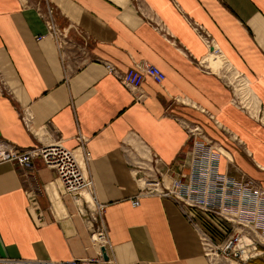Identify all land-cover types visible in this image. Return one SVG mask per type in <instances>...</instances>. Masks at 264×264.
Masks as SVG:
<instances>
[{
  "label": "crops",
  "instance_id": "crops-1",
  "mask_svg": "<svg viewBox=\"0 0 264 264\" xmlns=\"http://www.w3.org/2000/svg\"><path fill=\"white\" fill-rule=\"evenodd\" d=\"M49 12L60 39L47 29ZM105 63L121 72L152 64L165 80L146 77L137 101ZM181 121L201 127L220 173L264 190V0H0V142L72 150L93 182L84 196L104 206L108 240L92 241L94 207L83 203L80 214L41 160L6 162L0 257L209 264L186 213L218 243L230 233L223 219L170 199L131 204L153 156L176 171L191 150ZM249 264H264V254Z\"/></svg>",
  "mask_w": 264,
  "mask_h": 264
},
{
  "label": "built area",
  "instance_id": "built-area-1",
  "mask_svg": "<svg viewBox=\"0 0 264 264\" xmlns=\"http://www.w3.org/2000/svg\"><path fill=\"white\" fill-rule=\"evenodd\" d=\"M50 14L49 12L45 19L47 29L53 37L60 39L62 33L58 31ZM205 42L210 51L215 49L209 38L205 37ZM105 68L137 101L143 98L139 88L146 77L156 84H162L165 80L164 73L148 63L123 72L111 63H105ZM20 119L26 129L30 130L32 117L29 112L21 111ZM180 123L188 134V141L192 143L191 150L185 153V159L176 171L170 166H163L161 160L153 156L149 161L150 170L141 169L146 171V174L138 177L137 181L143 180V186L139 185L138 195L131 204L137 207L143 197L170 199L184 212L191 208L220 217L229 224L230 233L224 241L218 243L185 212L197 234L203 256L209 264H249L264 254V190L258 182L245 174L230 176L220 173V154L217 150L218 153L212 150L201 127L185 121ZM37 159L55 173L65 194L77 203L80 214L84 210L83 203L89 210L90 206L94 207V216L91 217L97 224L92 227L91 239L100 247L106 246L108 240L102 222L104 206L97 204L90 195V200L84 196V193L92 192L93 182L72 150L65 148L59 141L25 150L0 142V163L31 167V163ZM85 160H88V155ZM186 168L187 171L184 170ZM99 260L100 258L42 262L0 257V264H94Z\"/></svg>",
  "mask_w": 264,
  "mask_h": 264
},
{
  "label": "water",
  "instance_id": "water-1",
  "mask_svg": "<svg viewBox=\"0 0 264 264\" xmlns=\"http://www.w3.org/2000/svg\"><path fill=\"white\" fill-rule=\"evenodd\" d=\"M102 254H103V259H104V260H107L108 258H107V255H106V253H105V250H104V249L102 250Z\"/></svg>",
  "mask_w": 264,
  "mask_h": 264
},
{
  "label": "bare ground",
  "instance_id": "bare-ground-1",
  "mask_svg": "<svg viewBox=\"0 0 264 264\" xmlns=\"http://www.w3.org/2000/svg\"><path fill=\"white\" fill-rule=\"evenodd\" d=\"M143 186V185H142ZM86 193H84V195H85ZM213 264H218V262H213Z\"/></svg>",
  "mask_w": 264,
  "mask_h": 264
}]
</instances>
